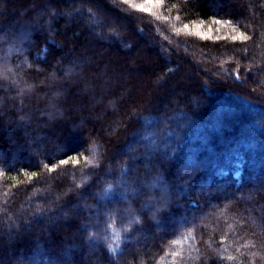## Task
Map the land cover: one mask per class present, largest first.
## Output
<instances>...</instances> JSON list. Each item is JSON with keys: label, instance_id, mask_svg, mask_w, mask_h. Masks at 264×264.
Returning a JSON list of instances; mask_svg holds the SVG:
<instances>
[{"label": "trees", "instance_id": "obj_1", "mask_svg": "<svg viewBox=\"0 0 264 264\" xmlns=\"http://www.w3.org/2000/svg\"><path fill=\"white\" fill-rule=\"evenodd\" d=\"M0 154V264H264V0H0Z\"/></svg>", "mask_w": 264, "mask_h": 264}, {"label": "rangeland", "instance_id": "obj_2", "mask_svg": "<svg viewBox=\"0 0 264 264\" xmlns=\"http://www.w3.org/2000/svg\"><path fill=\"white\" fill-rule=\"evenodd\" d=\"M154 5H155V3H153V2H143V5H139L138 7L136 5H133L132 7L135 8L136 10H140V11H142L144 13H150L152 11L151 9H153ZM197 33H200L199 36H203V37L208 36L209 37V35L207 33L206 34L202 33V31L200 29H197L196 34ZM143 41L145 42V44H146V46L148 48L156 49V50L159 51V54L161 56L164 54V55H166V57H169L167 55V52L165 51V49L159 47L157 41H152L150 38H147L146 35L143 36ZM142 48H144V47L142 46L140 49H142ZM136 51H137V49H136ZM138 51H139V48H138ZM181 54L188 60L189 63H195V61L192 58H190L188 54H185V52H181ZM141 61L143 63H146L145 57H144V59L142 58ZM130 62H133L132 59H131ZM187 75H188V77H191V78L195 77L194 74H187ZM142 88H144V86H142ZM158 89H161V87H158ZM142 92L145 93L147 91L143 90ZM249 129H250L249 131L243 132L238 137L237 141L232 145V147L225 154H223L220 157L219 164L217 165L216 170H215L216 174H225L227 172H232L236 177H239L240 171H241V167H242V164H243V157H244V155L246 153L247 148L249 147L248 143L254 137L253 136V133H254L253 129H255V125L253 127L249 128ZM165 134H166L165 135L166 137L163 139L164 140L163 145L169 144L167 142L171 141V139L174 138V136L173 135L171 136L169 134V132L165 133ZM155 136L156 135H155L154 132L146 131V133L142 137H140V139L138 140V144H139L140 141H142L144 143V146H148L151 143V141H152L151 139L154 138ZM163 140L161 139V142ZM183 142L187 143L188 142L187 138H185L183 140ZM139 148H140V146H139ZM175 148L176 147L173 146L172 149L174 150ZM129 151H130V149H128V152ZM175 151L176 150H174V152Z\"/></svg>", "mask_w": 264, "mask_h": 264}, {"label": "snow or ice", "instance_id": "obj_3", "mask_svg": "<svg viewBox=\"0 0 264 264\" xmlns=\"http://www.w3.org/2000/svg\"><path fill=\"white\" fill-rule=\"evenodd\" d=\"M215 23L216 24H221L222 21L221 20H216ZM185 27H188V25H185ZM197 34L199 35L200 33H197ZM233 39L234 40L235 39H244V40H246V39H248V37L244 36L243 34H240V36L233 37ZM37 71H39V69H37ZM54 75L55 74L53 73V76ZM21 119H23V117H21ZM73 162L74 163L76 162L75 158H73ZM59 163L61 165H65V164L68 163V160L62 159V160L59 161ZM94 167H99V164L95 165ZM48 171L49 172L55 171V166H53L52 168H48ZM129 171H130V169L127 168V167L122 168L119 180L108 182L101 192L96 193V197H97L98 203H102V204L106 205V207H104V208H99L98 207L96 215H97V217H99L101 214H103L104 217H105V221H104L105 223L107 222V220L111 219L112 216L116 212L119 211L118 209H113L111 207V205L118 204L121 201L129 202V194L135 196L139 192L142 191L141 188H138V187L134 186L132 183H130L127 180V176H128V172ZM32 176L33 177L36 176V173L34 172L32 174ZM29 179H32V177H29ZM144 187L147 188L149 191H154L157 186L155 184H152V185H145ZM150 199H155V197H150ZM85 207H89V206L87 204H85ZM164 210H165L164 208H161L158 205L154 206V210H153V213H152L153 219H155L157 213L163 212ZM132 223L133 224H139L140 221L139 220H133ZM86 227L87 226H85V229H86ZM89 235L91 236L92 233H89ZM54 264H59V261L58 260L54 261Z\"/></svg>", "mask_w": 264, "mask_h": 264}]
</instances>
